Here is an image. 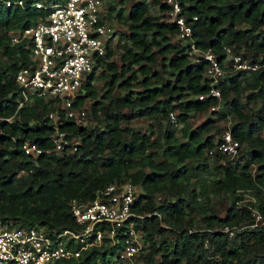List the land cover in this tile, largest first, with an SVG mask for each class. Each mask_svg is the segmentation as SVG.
<instances>
[{
	"label": "trees",
	"instance_id": "obj_1",
	"mask_svg": "<svg viewBox=\"0 0 264 264\" xmlns=\"http://www.w3.org/2000/svg\"><path fill=\"white\" fill-rule=\"evenodd\" d=\"M34 1L0 7V116L11 117L0 120V228L37 226L49 233L73 228L74 201L91 200L113 181H130L139 191L132 208L142 215L132 220L146 242L141 264H264V228L250 226L254 210L264 219V67H230L213 84L220 97L199 99L211 80L204 75L206 61L199 54L190 59L193 48H209L223 66L229 47L240 61L264 63V0H177L191 27L185 44L164 0L132 1L122 20L123 43L106 45L103 68L88 74L75 98L76 104L90 101L86 115L95 123L56 124L78 139L69 153L51 150L55 129L46 117L47 101L35 99L16 110L14 76L27 64L28 52L23 43H10L7 33L44 15ZM124 1H107V13L120 20ZM99 76L105 87L100 95L91 82ZM217 102L219 108L203 122L189 123ZM142 116L153 123L145 131L122 126ZM227 118L239 144L233 158L215 149L222 141L218 123ZM24 140L48 151L25 154ZM202 178L206 182L197 188ZM209 194L228 202L222 216ZM113 252L86 247L76 258L53 264H106Z\"/></svg>",
	"mask_w": 264,
	"mask_h": 264
},
{
	"label": "built area",
	"instance_id": "obj_2",
	"mask_svg": "<svg viewBox=\"0 0 264 264\" xmlns=\"http://www.w3.org/2000/svg\"><path fill=\"white\" fill-rule=\"evenodd\" d=\"M103 1L36 0L32 5L44 9V15L38 16L28 28L7 33L10 43H23L28 52L27 64L20 67L14 76L19 95L16 110L35 99L49 103L46 117L55 129L50 135L53 142L51 150L55 152L75 150L78 139L68 138L67 133L58 130L56 124L63 119L76 125H86L85 102L76 104L75 98L88 74L92 71L95 74L101 69L106 45L112 44L113 35L105 19ZM164 1L168 5L169 21L177 26L178 37L189 39L191 27L181 14L178 1ZM22 5L23 0H0V7ZM224 49L228 64L223 66L209 48L203 51L192 49L206 61L204 75L211 80V87L199 94V99L220 97L213 84L222 78L228 66L232 70L264 67V63L251 65L240 61L229 47ZM219 106L217 102L210 109L216 110ZM169 118L175 120L172 111ZM10 119L0 116V120ZM221 138L215 149L230 158L236 156L239 144L232 139L228 129ZM21 149L33 157L48 151L29 140L22 142ZM213 150H209L208 154L211 155ZM138 194V187L130 181H113L96 190L91 200L72 203L73 228L51 233L37 226L0 228V264H53L63 258H76L81 249L92 246L113 248L114 252L106 264H141L146 242L142 231L134 226L132 220L142 217L132 208ZM252 216L254 222L250 226L264 228L260 213L254 210ZM223 231L232 233L227 226Z\"/></svg>",
	"mask_w": 264,
	"mask_h": 264
},
{
	"label": "rangeland",
	"instance_id": "obj_3",
	"mask_svg": "<svg viewBox=\"0 0 264 264\" xmlns=\"http://www.w3.org/2000/svg\"><path fill=\"white\" fill-rule=\"evenodd\" d=\"M107 1L108 2L110 1L112 4H117V0H104L103 1V9L105 11V19L107 20V24L110 27V30L112 31V35H113L112 40H111V43H112L111 45L114 46L116 42H119L120 44L123 43V40H124L123 35L127 32V28H126L125 24L122 22V20L125 17L127 7L131 4L132 1H135V0H125L124 1L123 14H122V17L120 20H117L115 18L114 12H111L110 14L107 13V11H108L107 10V3H108ZM149 11L153 14L157 13L156 8L154 6H151V5L149 8ZM180 42L182 44H185L187 42V39H181ZM196 56H198V52H196L195 50H192L190 53V59L193 60ZM111 60L116 61L117 64L119 65V60H118L117 56L112 57ZM227 64H228V61L226 60L224 62V65H227ZM230 70H231L230 66L225 68V72H229ZM103 81H104V79L100 78V76L93 80V85H94L98 95H100L105 88L103 85ZM89 102H90L89 100H86L84 104L87 106L89 104ZM257 105H258L257 102L250 103V106H253V107H256ZM210 110L211 109H208V110H205L204 112L195 114L192 118L189 119V123L193 126V125H197V124L203 122L206 118H208L210 116ZM124 111H125V113L129 114V111L127 109ZM86 120H87L86 125H93L95 123V120H93L91 117L90 118L87 117ZM149 123H151L150 120L147 117L142 116V117H137V118H130L127 123H122V126H127V127L131 126V127L136 128L137 130H140L143 132V131H145V126ZM151 124H153V123H151ZM218 124L222 128V133H224V131L227 128H229L230 118L220 120ZM261 134L264 135V131ZM204 176L205 175H202V177H204ZM196 181H197L196 178L190 179L191 183H195ZM204 182H206L205 178L198 179V182L196 183L197 188H201V186H203ZM209 195H210L211 205L215 208L217 213L220 216H222L225 213V210L227 209L228 202L226 200H224L222 197H220L219 195L218 196L213 195V194H209ZM245 197H247V195ZM107 258L110 259L111 256L108 255Z\"/></svg>",
	"mask_w": 264,
	"mask_h": 264
}]
</instances>
